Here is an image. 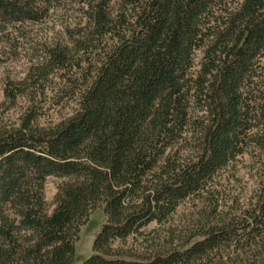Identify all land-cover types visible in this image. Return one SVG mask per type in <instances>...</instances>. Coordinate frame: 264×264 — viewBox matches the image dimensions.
I'll list each match as a JSON object with an SVG mask.
<instances>
[{"label":"trees","instance_id":"1","mask_svg":"<svg viewBox=\"0 0 264 264\" xmlns=\"http://www.w3.org/2000/svg\"><path fill=\"white\" fill-rule=\"evenodd\" d=\"M67 5L64 37L3 85L31 106L0 121V264H70L98 207L81 264H264V0H0V43ZM49 87L76 108L43 125Z\"/></svg>","mask_w":264,"mask_h":264},{"label":"rangeland","instance_id":"2","mask_svg":"<svg viewBox=\"0 0 264 264\" xmlns=\"http://www.w3.org/2000/svg\"><path fill=\"white\" fill-rule=\"evenodd\" d=\"M72 6L60 8L59 13H52L46 22L34 24L29 36L24 39L17 37L14 42L0 43V52L3 54L0 59V121L14 123L31 106L29 97H20L14 103L6 100L3 96V85L8 79H18L24 76L27 70L42 57V50L45 44L64 37V22L78 19L80 12ZM3 40V39H1ZM55 83L59 82L58 76H54ZM53 88H47L46 98L43 102L36 101L40 115L38 122L43 125L54 124L69 116L76 108V101H68L63 98L59 100L54 97ZM60 101V103L57 102ZM238 171L232 169L237 175L233 186L237 190L246 193L248 188L256 185V177L248 166V163L238 164ZM61 178L49 177L45 184L44 195L48 203V212H51L52 201L57 191V186L62 182ZM238 186H241L238 189ZM104 214L102 207L94 209L87 221L81 225L78 240L75 242L74 256L70 264H81L82 261L91 255L92 242L103 223Z\"/></svg>","mask_w":264,"mask_h":264}]
</instances>
